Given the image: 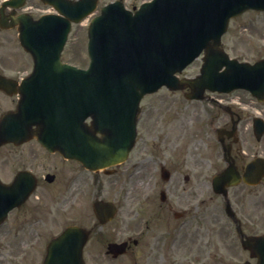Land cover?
Wrapping results in <instances>:
<instances>
[{
	"label": "flooded vegetation",
	"instance_id": "flooded-vegetation-1",
	"mask_svg": "<svg viewBox=\"0 0 264 264\" xmlns=\"http://www.w3.org/2000/svg\"><path fill=\"white\" fill-rule=\"evenodd\" d=\"M53 8L41 0H24L18 8L3 10L6 21L16 16L19 20L8 29L0 28V32L9 31L13 49L0 53V117L16 108L22 79L33 64L30 54L16 43L17 27L53 13ZM73 37L72 58L65 60L76 63ZM231 101L230 105L215 102L216 108L208 114L194 111L193 117L170 114L148 119L147 111L139 127L154 123L152 130L139 131L130 156L114 166L111 174L88 170L34 139L1 143L0 181L13 183L19 176L25 180L33 174L36 184L0 225V239L8 249L0 253V264H40L50 240L79 224V207L86 209L89 201L103 198L110 190L111 175L122 180L123 216L110 232L108 222L81 224L88 230L83 254L90 264H220L229 256L254 260L250 251L240 252L237 244L240 236L264 234V135L257 147L236 145V128L243 127L248 116L234 108V92ZM257 156L263 163L257 184L213 182L228 164L234 182V168L242 175L246 163ZM117 238L124 246L113 257L106 252V244Z\"/></svg>",
	"mask_w": 264,
	"mask_h": 264
},
{
	"label": "water",
	"instance_id": "water-1",
	"mask_svg": "<svg viewBox=\"0 0 264 264\" xmlns=\"http://www.w3.org/2000/svg\"><path fill=\"white\" fill-rule=\"evenodd\" d=\"M114 5L122 10L120 4ZM111 6L103 9L90 26L91 61L87 70L59 60L68 31L66 20L58 18L62 27L55 32L58 39L49 57L41 50L33 51L34 32L21 30L22 44L31 50L35 66L22 91L18 111L0 123V139L35 135L48 147L69 151L87 166L97 168L127 156L134 140L138 101L162 84L170 88L187 84L191 88L189 96L195 97L204 88L222 91L244 87L264 98V58L253 64L238 62L218 47L229 17L246 8L264 9V0H153L134 15L112 10ZM86 12L80 10L79 15ZM202 49L205 62L201 74L178 80L174 73ZM72 116L75 128L71 136L65 118L68 121ZM87 116L92 117L91 125L83 122ZM16 119L25 126L35 124L36 129L10 131L21 125ZM12 200L4 203L5 209ZM101 204L96 202L94 207ZM65 239L58 244H64ZM83 240L80 237L74 242L75 259L63 260L62 264H83ZM243 244L255 250L257 264H264V236L250 237ZM55 248L56 243L50 246Z\"/></svg>",
	"mask_w": 264,
	"mask_h": 264
},
{
	"label": "rangeland",
	"instance_id": "rangeland-1",
	"mask_svg": "<svg viewBox=\"0 0 264 264\" xmlns=\"http://www.w3.org/2000/svg\"><path fill=\"white\" fill-rule=\"evenodd\" d=\"M109 0H99L96 10L88 15L81 23L76 24L73 29V36L76 37V42L74 44V48L77 49L78 57L74 59L78 61L79 65H84L87 61L88 57L86 54V27L91 16L99 11V7ZM139 0H127V5H131L133 3H137ZM2 37H5L7 41H2ZM10 39L9 32L0 33V53L6 51L5 49L8 47V41ZM70 41V40H69ZM73 41V40H72ZM221 46L230 54V56H234L240 60H249L254 61L259 57L264 55V10H253L249 9L238 16L234 17L230 20L227 31L222 36ZM70 44L68 42L66 45V49L64 51V58L69 59L72 58L70 55ZM9 49V48H8ZM7 52V51H6ZM200 60H195L190 66H188L181 75H191L195 73L197 66ZM238 94L244 98L246 101L245 110L251 114L256 112H261L264 107V103H258L253 101L248 93L245 91H238ZM238 95V96H239ZM187 105L188 114H190V110H193L198 106H202L205 110L202 111L205 114L209 111L205 100H196V101H186V98L183 96L180 91H170L165 87H162L155 93H150L145 96L141 101L142 108L148 110V119L150 116L156 117L160 120L161 115L168 116L170 114L178 115L181 112H184L185 106ZM206 106V107H205ZM201 109V108H199ZM144 120L146 118V112L143 116ZM145 123L142 125L144 126ZM149 125H154V123H148ZM248 131V130H246ZM243 132L246 134L245 130ZM247 145L251 146V148L257 147L256 142L253 141V138L250 137V134L246 136ZM133 182V181H132ZM122 180L117 176L113 175L112 180L110 182L111 189L109 191H105V198L112 199L114 201L119 202V199L122 198L123 191L121 192ZM121 211L117 214L116 218L112 221V223L107 224L106 226L109 229V232L112 227L118 226L120 220L122 219ZM91 208L90 204L87 206V210L84 215L78 213L79 221L84 223H91ZM234 257L229 256L228 259L223 261L221 264H233Z\"/></svg>",
	"mask_w": 264,
	"mask_h": 264
}]
</instances>
